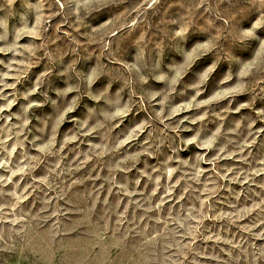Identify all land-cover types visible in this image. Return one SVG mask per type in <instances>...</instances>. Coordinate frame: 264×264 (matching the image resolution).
I'll return each instance as SVG.
<instances>
[{"label":"rangeland","instance_id":"rangeland-1","mask_svg":"<svg viewBox=\"0 0 264 264\" xmlns=\"http://www.w3.org/2000/svg\"><path fill=\"white\" fill-rule=\"evenodd\" d=\"M149 3L119 0L97 12L91 0L79 11L71 0H0V177H11L0 183V264H264V39L235 56L228 44L241 21L251 27L264 15V0ZM109 83L114 103L133 102L111 131L97 127L113 110L96 98ZM145 122L119 152L99 155ZM218 127L234 154L215 165L227 179L203 161L199 184L181 179L187 165L171 180L162 175L169 156L176 167L201 152L181 139ZM153 139L164 140L159 152ZM133 152H141L135 168L115 167ZM209 178L220 185L210 210L197 191ZM254 204L261 207L242 211ZM220 212L239 215L215 219ZM196 228L192 243L187 233Z\"/></svg>","mask_w":264,"mask_h":264},{"label":"clouds","instance_id":"clouds-1","mask_svg":"<svg viewBox=\"0 0 264 264\" xmlns=\"http://www.w3.org/2000/svg\"><path fill=\"white\" fill-rule=\"evenodd\" d=\"M7 2L9 5H12L13 3H15V0H7ZM71 2H73L77 5V11H79V8L82 6V0H71ZM117 2H119V0H91V5L95 11L102 12L107 7H109L110 5L117 3ZM156 3H158V0H150L148 7H152V5H154ZM111 23L112 22L110 21L108 24L102 25L101 28L96 29V31H102L104 29H108L110 27ZM133 24H135V21H133ZM262 31H264V15H262L261 18L255 24H252L251 27H244L243 21H241V26L238 27L234 32L229 34L230 40L228 41V44L231 47V49L233 50L231 52V55L235 56L238 54V52L244 51L248 46H250L252 44L253 41L264 39V36L260 35V33ZM111 34L114 35L115 33H111ZM176 35L179 36V35H181V33H177ZM0 39H3V37H0ZM104 47H108V45L105 44ZM140 58L142 59L143 56L141 55ZM133 67H135V66L134 65L129 66L130 69ZM215 68H216V65H212L211 67H209L204 73V78L207 79L208 76L215 70ZM137 72H139V69H137ZM47 75H49L48 72L41 73V77H44ZM80 79L82 82H86L87 85L89 86V88L92 87V81H90V80L85 81L83 77H81ZM227 79H231V77L229 76V77H227ZM139 83L141 85H146L148 83V81H147L146 77L140 76L139 77ZM173 83H175V81ZM132 84H133V80L131 78H129L125 82L124 87L131 89ZM111 87H112V85H111V83H109L106 86L104 92L100 96L96 97L97 99L108 100V103L110 104V106L113 109L112 111L105 113V124L97 125L98 128L107 127L108 131H111L112 122H114L117 118H123V117L127 116L128 114H130V112L133 109V102L131 99H129L128 103L123 105V106L119 102L114 103L109 98V90L111 89ZM76 90L79 91V87ZM32 91L35 92L36 89L34 88ZM122 91H123V89H122ZM135 94H136L135 90H132L130 92V96H134ZM193 99H195V97H193ZM143 100H144V97H141V102H143ZM204 103H209V102L205 101ZM31 106L32 105H29V107H31ZM191 106L192 105H188L186 107H191ZM196 106L199 107V105H196ZM174 111H179V109H176ZM208 115H209V113L205 112L203 115L196 117V120H194L193 123H196V121H204ZM161 119H163V118H161ZM146 127H150L148 122H145V123L139 125L137 128L133 129L132 132L129 133L124 138L116 137V139L114 141V146L111 148L105 147L104 150L99 153V155L103 156L107 152H111L113 154L119 152V150L125 144H128L130 141H134L137 138V136H139V134L142 131H144V129ZM178 127L179 126L177 125V128ZM225 136H226V133H224L222 131L221 127H218L210 136H207L206 138L201 136L200 131H197L195 133V135H193L189 139H187V140L181 139L180 140L181 144H187L189 147L195 145V147L201 149V152L197 153L196 158H195V163H189L188 161H185V160H179L177 162L176 167H169L168 166V161H171L174 159V156H169L168 160L165 161L162 175H166L168 177V179L171 180L173 174L177 173L178 171H180L183 168V166L187 165L191 169V171L185 173L184 177H182L181 179H185L186 181H187V179H191V180L195 181L197 184H199V183H201V179H200L201 176H203L205 171H207L206 169L199 167L200 163L203 161L205 163H210L213 165V167L211 168V171L213 173H215L217 177H220L221 179H227V172H225L224 175L221 176V174L216 171V167H215L216 162L219 161L220 159L224 158V154L227 152L228 144L231 143V141H226L223 144L219 143L221 137H225ZM69 139H74V137H70ZM150 139H151V137H150ZM54 142H55V136L53 135L52 140L49 141V144L46 147L51 148L52 145L54 144ZM152 143L155 144L154 151L159 152L160 146L162 144H164V140L163 139H160V140L153 139ZM170 144L174 150H178L177 145L175 143V138L170 139ZM2 145H3V142L0 141V147H2ZM151 146L152 145L146 141L145 144L143 145L144 151L147 152ZM95 147H100V146L97 145ZM185 150H187V149H185ZM212 151H215L216 155L213 156L211 160H209L208 155ZM140 155H141V152H133L127 156H124L122 160H119L117 162L115 167H120V165L123 164V165H125L126 171L129 170V168H135V166L139 160ZM227 155L231 156L234 154L231 152H227ZM129 162H131V164H129ZM6 164H7L6 161L0 160V167H6ZM20 171H23V169H21ZM228 171H230V169ZM261 171H264V169H261ZM13 175H15V173H13ZM152 178L153 177L151 175H149V179L151 180ZM10 179H11V177H8V178L0 177V183H4V182H6V180H10ZM41 182L42 183H48V178L47 177L41 178ZM137 183H139V181H137ZM176 184L179 185L180 181L177 180ZM156 185H157V188L160 187V181L159 180H156ZM121 187L123 189V186H121ZM173 187H174V185H172L171 183L168 184L167 190L165 192V198H167V196L169 195V193ZM219 187H220V185H218L214 179L209 178V181L207 183L203 184L202 190L197 189V191H199L201 193V196L203 197L201 199V209H205V208H207L209 210L211 209L210 201L217 194ZM190 188H191V185L189 184L188 187L184 189V191L188 192ZM154 194H155V190H154ZM13 195H15V193H13ZM261 204H264V201H261ZM260 207H261L260 204H254L252 206V208L245 209L242 211L243 212H251L253 209L260 208ZM191 211H192V209H190V212ZM196 211L200 212V209H196ZM2 212H3V206H0V213H2ZM238 215L239 214H236V213L229 214V213L220 212L214 218L217 220L225 218V217H228L229 219H233V218L237 217ZM192 218H195V217H192ZM204 218H205V214H204V212H201L200 213V221H198V223L202 222V220ZM208 218L212 219L213 217H208ZM196 231H198V228L190 229L189 232L187 233L188 235L192 236V243H195V240H196L195 232ZM214 238L220 239V237H212V236L207 237V239H214ZM186 247H191V245H187Z\"/></svg>","mask_w":264,"mask_h":264}]
</instances>
